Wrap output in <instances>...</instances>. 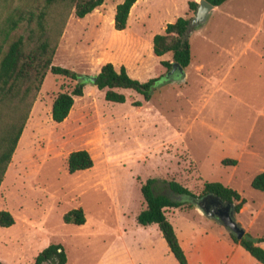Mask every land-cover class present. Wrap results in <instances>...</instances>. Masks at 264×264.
Returning a JSON list of instances; mask_svg holds the SVG:
<instances>
[{
    "label": "rangeland",
    "instance_id": "374dc122",
    "mask_svg": "<svg viewBox=\"0 0 264 264\" xmlns=\"http://www.w3.org/2000/svg\"><path fill=\"white\" fill-rule=\"evenodd\" d=\"M121 1L104 0L80 18L71 11L51 63L81 76L104 62L122 65L139 81L156 78L150 98L116 88L125 100L110 102L104 89L86 83L66 117L54 122L51 101L74 81L45 74L0 182V210L13 217L0 226L2 264H31L52 242L62 245L65 264H177L157 227L135 221L144 207L139 187L148 177L155 193L171 198L165 180L195 195L203 181L231 187L245 199L235 220L248 235L264 236V191L249 185L264 169V0H225L202 24H192L183 75L165 70L160 61L170 53L154 55L151 38L177 16L192 17L188 0H137L125 27L115 30L111 17ZM76 149L86 150L92 165L69 173L66 156ZM77 207L84 222H63L62 214ZM193 207L184 203L165 214L185 209L170 221L186 239L191 264L213 249L220 258L211 264L222 263L228 231Z\"/></svg>",
    "mask_w": 264,
    "mask_h": 264
},
{
    "label": "trees",
    "instance_id": "16d2710c",
    "mask_svg": "<svg viewBox=\"0 0 264 264\" xmlns=\"http://www.w3.org/2000/svg\"><path fill=\"white\" fill-rule=\"evenodd\" d=\"M104 0H40L37 3L28 0H0V182L21 134L31 103L47 72L66 77L74 83L68 91L58 92L50 104V118L54 122L62 121L73 98L82 94L83 86L90 83L97 89H104L106 101L122 103L125 100L116 88L130 89L140 94L143 100L150 98V86L156 78L139 81L130 77L124 66L115 69L111 62H104L98 71L81 76L75 71L51 63L58 38L70 12L80 18L101 5ZM213 6L225 0H205ZM137 0H122L117 3L112 16V27L122 30ZM187 8L194 12L196 1L188 0ZM187 16H177L164 25L162 32L151 38V50L154 55L170 53V60H161L160 64L168 71L176 62L184 69L190 60L188 36L193 29ZM22 28L20 33L15 31ZM94 77V80H91ZM264 100V92H263ZM140 105L139 102H134ZM222 164H235V159H222ZM92 160L84 149L70 151L66 156V169L69 173L89 168ZM153 178H146L139 187L144 207L138 211L135 221L141 226L156 225L169 252L177 264H188L178 242L173 227L166 218L165 209L180 207L184 203L194 204L180 196L201 197L212 194L224 203H230L234 213L245 202L239 193L219 181H203L200 193L195 195L178 181L165 180L168 189L176 195L171 198L153 190ZM249 185L264 191V169L251 178ZM65 223L82 224L83 211L72 208L62 214ZM13 223L12 215L0 210V226ZM230 239L238 243L258 263L264 264V249L258 243L264 242V236L257 237L254 244L244 238L236 239L228 232ZM66 255L60 243H48L33 257L31 264H65ZM0 264L2 262L0 261Z\"/></svg>",
    "mask_w": 264,
    "mask_h": 264
},
{
    "label": "water",
    "instance_id": "95a60500",
    "mask_svg": "<svg viewBox=\"0 0 264 264\" xmlns=\"http://www.w3.org/2000/svg\"><path fill=\"white\" fill-rule=\"evenodd\" d=\"M213 9V5L209 4L205 0H197L196 8L189 21V24L199 25L202 24L207 14ZM169 71V72H168ZM168 73L176 71L178 74L183 75L182 68L176 63L171 64V68ZM94 80V77H91ZM179 199H186L194 204V206L205 216L212 217L218 220V222L230 233H232L236 239L244 238L252 243L257 242V237L248 235L240 223L235 220L234 212L230 203H224L216 196L212 194H205L198 198L191 196H180Z\"/></svg>",
    "mask_w": 264,
    "mask_h": 264
},
{
    "label": "crops",
    "instance_id": "0c3cea01",
    "mask_svg": "<svg viewBox=\"0 0 264 264\" xmlns=\"http://www.w3.org/2000/svg\"><path fill=\"white\" fill-rule=\"evenodd\" d=\"M215 6H213L214 9ZM111 21H112V17H111ZM184 71V69H182ZM185 210L184 208H176L173 212H171V215H166V218L169 220V222L172 225V221H170V218L172 217V215H174L175 212L179 211V210ZM188 209H193L194 211H198L200 212L196 207L194 208H188ZM241 208L239 209L240 212ZM238 212V213H239ZM201 213V212H200ZM151 225V224H150ZM147 226V225H146ZM156 226V225H155ZM173 227V226H172ZM245 228V229H244ZM244 230L247 229V226H244ZM175 235L178 239V242L185 254V257L187 259L188 264H191L189 257L187 255V244H186V239H182L184 237H180L179 233L176 231V229H174ZM160 233V232H159ZM192 234V233H191ZM161 235V234H160ZM257 237V236H256ZM260 237V236H258ZM163 239V238H162ZM227 247L226 250H228L227 255L224 256V259L221 263V261H219L218 264H255L254 262H252L251 260H249V258H247V256H245V254H243V252L241 250H239L241 247L238 243L233 242L230 237H229V241H227ZM259 244V243H258ZM131 245H136L137 248H142V243L137 242H132ZM242 248V247H241ZM243 249V248H242ZM218 249H213L211 252L209 253H204L203 256L198 260L197 264H211L215 261H217L220 256L219 253L217 251ZM244 250V249H243ZM169 251V250H168ZM247 252V251H246ZM170 253V252H169ZM248 253V252H247ZM171 254V253H170ZM249 254V253H248ZM219 257V258H218ZM252 257V256H251ZM253 258V257H252ZM254 259V258H253ZM255 260V259H254ZM256 261V260H255ZM177 263V262H176ZM256 263H258L256 261ZM260 264V263H258Z\"/></svg>",
    "mask_w": 264,
    "mask_h": 264
},
{
    "label": "bare ground",
    "instance_id": "6f19581e",
    "mask_svg": "<svg viewBox=\"0 0 264 264\" xmlns=\"http://www.w3.org/2000/svg\"><path fill=\"white\" fill-rule=\"evenodd\" d=\"M133 9V8H132Z\"/></svg>",
    "mask_w": 264,
    "mask_h": 264
}]
</instances>
